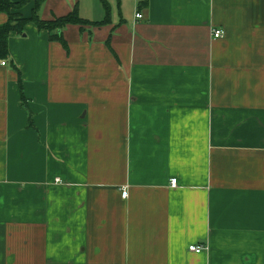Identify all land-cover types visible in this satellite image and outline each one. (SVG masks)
Wrapping results in <instances>:
<instances>
[{
    "label": "crops",
    "instance_id": "1",
    "mask_svg": "<svg viewBox=\"0 0 264 264\" xmlns=\"http://www.w3.org/2000/svg\"><path fill=\"white\" fill-rule=\"evenodd\" d=\"M138 4L44 0L42 19L109 13L67 48L10 34L0 264H264V0Z\"/></svg>",
    "mask_w": 264,
    "mask_h": 264
},
{
    "label": "trees",
    "instance_id": "2",
    "mask_svg": "<svg viewBox=\"0 0 264 264\" xmlns=\"http://www.w3.org/2000/svg\"><path fill=\"white\" fill-rule=\"evenodd\" d=\"M30 1L34 3L29 16H24L21 9ZM44 0H0V13L6 14V20L0 24V61L5 62L9 57L8 39L11 33L18 35L24 34V26L28 22L34 23L38 29H45L49 33V39L60 42L67 48L66 41L63 38L62 30L68 24H78L82 26H100L109 22V13L100 21H90L83 19L73 7L68 13L51 19H42L39 15V9ZM148 0H139L138 10L147 6ZM104 6L108 11L107 4ZM12 66L13 63H12Z\"/></svg>",
    "mask_w": 264,
    "mask_h": 264
},
{
    "label": "built area",
    "instance_id": "3",
    "mask_svg": "<svg viewBox=\"0 0 264 264\" xmlns=\"http://www.w3.org/2000/svg\"><path fill=\"white\" fill-rule=\"evenodd\" d=\"M136 18H141L142 15L138 12L136 13ZM224 35V30L223 29H212V37L214 38H220ZM5 62H2V64H4ZM170 184L172 186H175L176 185V179L175 178H172L171 181H170ZM128 195V192L126 189H123L121 191V196L126 198ZM205 249L204 246L202 245H197V244H191L188 246V250L191 251V252H194V253H200L201 251H203Z\"/></svg>",
    "mask_w": 264,
    "mask_h": 264
},
{
    "label": "rangeland",
    "instance_id": "4",
    "mask_svg": "<svg viewBox=\"0 0 264 264\" xmlns=\"http://www.w3.org/2000/svg\"><path fill=\"white\" fill-rule=\"evenodd\" d=\"M101 18H104V17H101Z\"/></svg>",
    "mask_w": 264,
    "mask_h": 264
}]
</instances>
